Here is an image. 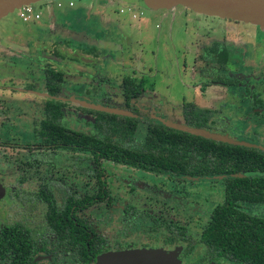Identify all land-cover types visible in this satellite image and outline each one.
Instances as JSON below:
<instances>
[{"label":"rangeland","instance_id":"374dc122","mask_svg":"<svg viewBox=\"0 0 264 264\" xmlns=\"http://www.w3.org/2000/svg\"><path fill=\"white\" fill-rule=\"evenodd\" d=\"M60 1H72L75 5L58 9L50 4L51 0H41L32 4V8L40 14L37 21L22 23L18 10L0 19V190L5 194L0 203V224L15 223L26 217L25 209H20L13 192L25 198L24 193L35 192L45 181L55 182L79 194H93L96 190L93 179L87 178L84 171L89 167V157H73L66 152H59L65 156L61 163L52 167L32 165L30 154L20 147L32 143L34 121L42 115L40 95L24 90L31 85L43 90L45 66L69 68L89 76L78 79L73 73L67 77L69 80L65 84L72 91L83 92L95 88L96 82L101 79L112 88H117L124 76H133L136 80L143 78L145 83L150 82L152 86L161 88L179 79V71L190 66L192 82L198 84L204 81L207 84L214 75L209 67L199 62L200 47L217 41L246 57L242 65L228 68L232 73L251 75L259 83H264V37L255 35L256 31H264L257 26L193 14L181 6L167 11H150L144 9L142 0ZM122 7L140 8V17L132 18L131 13L120 14L118 11ZM77 16L82 17L81 24H93L100 36L93 38L82 29L75 30L77 26L82 27ZM91 48H94L93 51ZM145 52L150 58L142 54ZM61 55L76 57L77 62L61 60ZM81 58L90 61L89 64L79 62ZM181 79L185 84L191 77L187 75ZM102 91L105 90L102 88ZM226 92L231 100L238 103L235 90ZM71 97L90 105L94 102L90 97ZM119 101L120 96L114 94L112 104L116 105ZM214 105L218 112H224L216 115V120H221L222 124H228V119L230 123L239 120L242 128L254 132L259 144L264 147V96L261 108L256 110H253L252 105L242 103L237 109ZM157 107H160L159 103ZM180 107L178 102L175 115L166 117L180 118L176 115ZM259 109L263 111L262 114H259ZM150 110L151 107H147L144 111ZM153 112H149L147 120L155 121V117H159ZM231 112H235V116ZM65 120L62 124L66 127H80L72 116ZM145 123L147 121H141V124ZM143 127L140 126V131ZM251 132L247 139L252 141L254 135ZM135 140H140V136L137 135ZM104 170L110 202L96 205L87 213L95 219L101 234L115 242L126 235L131 239L134 234L143 231L144 239L150 244L154 240L168 252L175 253L179 264H208L197 239L209 219V212L222 201V189L218 181L175 184L164 177H146L114 165L104 166ZM134 180L135 186L127 195L122 185ZM130 206L137 208L135 210L139 212L140 218L133 217L134 214L130 215V212L125 215L122 208ZM246 210L249 214L264 217V207L248 206ZM15 214H18L17 218ZM149 216L169 224L170 232L161 227L156 236L150 230ZM175 228L183 229V236ZM168 240L173 241L172 246L166 245ZM186 247L187 253L179 257L180 251Z\"/></svg>","mask_w":264,"mask_h":264},{"label":"trees","instance_id":"16d2710c","mask_svg":"<svg viewBox=\"0 0 264 264\" xmlns=\"http://www.w3.org/2000/svg\"><path fill=\"white\" fill-rule=\"evenodd\" d=\"M77 17L81 24L82 17ZM81 25L75 30L82 29L93 38L100 36L93 24ZM91 49L93 51L94 48ZM204 53L203 59L208 63L214 62L220 69L236 58L229 49L218 44L204 48ZM59 58L77 62V58L71 55ZM73 73L78 79L89 77L69 68L45 66L43 90L35 85L24 90L42 94L43 118L33 129L35 147L39 151L31 161L51 163L54 150L68 149L88 151L95 167L100 160H110L154 174L200 180L222 178L223 201L210 211L207 225L197 243L205 249L210 260L220 258L233 264H264V218L255 217L244 209V206L264 205V151L256 146L244 147L207 140L166 128L159 122L147 124L144 138L138 145L134 141V131L141 115L131 106V99L142 92L140 82L130 76L122 78V101L118 106L109 104L107 95L102 94L93 107H80L66 100L72 92L65 83ZM105 82L101 79L98 83L105 85ZM69 114L75 115L90 128L82 133L62 126L60 121ZM181 116L183 124L188 127L226 134L215 130L211 110L184 103ZM47 150L51 152L46 153ZM103 190V183L98 182V195L94 200L88 197L79 200L70 198L66 200L64 209L89 205L104 196Z\"/></svg>","mask_w":264,"mask_h":264},{"label":"flooded vegetation","instance_id":"af4514ba","mask_svg":"<svg viewBox=\"0 0 264 264\" xmlns=\"http://www.w3.org/2000/svg\"><path fill=\"white\" fill-rule=\"evenodd\" d=\"M142 6L144 7V5ZM139 10L140 8L138 9V11ZM188 11L193 13L190 10ZM201 16H205V15H201ZM208 17L211 18V16ZM221 21H227V20L221 19ZM233 22H237V21H233ZM237 23H242V22H237ZM244 25L250 26V24H244ZM251 26L253 27V25ZM258 32L260 31L255 32V35L257 37H264V33L261 32L258 33ZM214 44H218L220 46H224L227 49H229L236 56L234 62H229L228 64L224 65L223 69H220V67H218L214 62L208 63L205 59H203V57L205 56L204 48L211 47ZM143 55L147 58H150L148 55H146V52L143 53ZM198 60L205 67H209V70H211L212 74L214 75L212 81L208 82L207 84H205L204 81L198 84L192 82L193 75L191 73V68H190L191 66H190L188 67V69H186L185 71L186 74L184 73V71H182L183 74L179 72L178 74L179 79L175 80L174 78L176 77H173L174 80L172 82V84L179 83V85L184 86L183 89H186L187 96L185 97L183 95L178 96V94L174 93L172 98L174 97V99H176L180 103L181 107L184 103H187L194 105L198 109L211 110L213 112L212 119L216 123L215 130L218 129L220 131H224L226 133L225 135L228 136L229 138H232L233 140L236 141L247 142L249 144H252L253 146L260 148V150L264 151V147L261 146V144H259V141L257 140L258 136L254 132H251L248 128H242L241 122L239 120L231 119L233 125L228 121L229 119L227 120L228 124L227 123L222 124V122H220L221 120L218 121L214 118L216 115L222 113V112H218L217 108L209 109V108H203L197 106L199 104L200 106L202 105L212 106L216 104L217 106H229V107L232 106L231 108L237 109L240 107L242 103V104L252 105L254 107L253 110H256L258 107L261 108V99L264 96V83H259L251 75L232 73L228 69L230 66L242 65L246 60V57L238 50L231 49L223 43L214 41L210 45H202L200 47V55L198 56ZM148 61L152 63L151 59H149ZM89 62L90 61L86 63L89 64ZM199 73L201 74V72ZM187 75H189L191 79H189L188 82L184 84L181 77L185 79ZM130 77L135 79L133 76ZM135 81L140 82L142 89V92L139 95L131 99V106L135 108L138 111V113L141 115V117L138 119L134 131V141L139 145V143L144 138L147 124L158 122L157 119L159 118L163 120L177 121L180 123L183 122L181 119L182 117L181 107H180V115H179L180 118L175 117V119H168L166 117V116H171V117L174 116V114H172L173 112H170L169 114H164V112L158 110L159 107H157V103L159 104L164 103V101L162 98L160 100H157V102L153 99L154 97L151 95V92L156 88L152 86L153 83L152 84L150 82L145 83V80L143 78H139L138 80L135 79ZM98 82L99 81L96 82L97 86L95 88H89L83 92L69 90L66 86V88L70 92H72V94H70L66 100L72 104L74 103L79 104L80 107H85V106L93 107V105H95V103L100 100L99 98H102L101 95L106 94L108 98V103L113 106L114 104H112V96L114 94L116 95L118 94L120 96V101L118 102V104L114 105V106H118L119 103H121L122 101L121 91H120L121 82L117 88H112L107 82H105L106 83L105 85L104 83H100L99 85ZM102 88L105 91H102ZM161 88L166 89L168 88V85L164 84V86H162ZM109 89L113 91H109ZM231 89L235 90L236 92L235 98L237 99L238 103L234 102V100H231L230 95L226 92L228 90L230 91ZM94 95H97L98 97H94ZM71 96L78 98L83 97L86 99L90 97L91 99L94 100V102L91 105L87 103H82L81 100L79 101L73 99ZM222 96L224 97V99H222ZM152 105H154V107H152ZM147 107H151L150 111L153 110L154 111L153 113L159 115V117H155L156 118L155 121H149L150 119L147 120V117H150L149 115L150 111H144L147 110ZM258 111L259 114H262L263 112L260 109ZM231 114L235 116V112L233 113L231 112ZM254 114L257 116L256 113ZM70 116H72L75 119L76 121L75 124H78L80 127L78 128L66 127L62 124V121H66L65 119ZM42 118H43V114L41 115L40 119L34 121L32 127V143L24 144L20 146L26 149L30 154L29 157L30 164L46 165L48 167H52L57 163H61V161L65 159V156H63V154H60L59 152H66L68 153V155L73 157H80L82 155H85L89 157V167L86 168L84 171L87 178H89L90 180L93 179L96 190L93 194H79L77 191L70 190L69 188H66L65 186L62 185H57V183L55 182L45 181L39 185V188L35 192L24 193L25 198H20L18 197L19 193L13 192L14 188H12L13 193L12 192L11 193L19 201L18 206L20 207V209L23 210L25 209L24 214L26 217L20 218V220L15 221V223L11 221L9 222V224H4V223L0 224V264H98L100 259L107 254L121 253L125 251H134V250L151 251L157 249H161L165 252H168V249L162 248L160 244H158V242H155L153 240V242L150 244L149 241H146L144 239L143 231L137 232L136 234H134V236L131 239H129V235H126L123 239L117 240L115 242H111L108 237L104 236L103 234H101V232L98 231L95 223V219L87 215V213L88 210H90L92 207L96 205L108 204L110 202V197L105 182L106 173L104 170V166L114 165L122 169L131 170L139 175L146 177H164L169 182L175 184H181L183 182L195 183L198 181L210 182L216 180L221 184L222 201H223L224 181L222 178L213 179V180H200V179H191L187 177H183V178L174 177L167 174H154L140 169H136L134 167L125 164L113 162L110 160H100L98 167H95L93 166L92 156L88 151L56 149L54 150L55 156L52 159L51 163L41 162L40 164H37L31 161L32 156L39 151L35 147L36 141L33 137L34 136L33 129L35 124L38 121L42 120ZM142 120L147 121V123L141 124ZM60 124L68 128L69 130L82 132V133L86 132V130L90 128L89 125H86L81 120H78L77 117L73 114L65 115L64 119L60 121ZM141 125H144L142 131H140ZM250 132L253 133L254 135L252 141L247 139L249 138L248 136H250L249 134ZM137 135L140 136V140L138 141L135 140ZM45 152L50 153L51 151L47 150ZM98 182L103 183V189H104L103 191L105 193L102 198L83 207H80V205H76V206H71L69 210L64 209L67 199L72 198L74 200H79L81 197H88L91 199L95 198L98 195ZM135 183L136 180H134V182H130V183L127 182L125 185H122V187L127 191V195H129V191L132 188H134L133 185L135 186ZM4 197H5L4 192L0 190V203L2 202ZM221 203L214 205V207L220 205ZM250 207H264V205L254 204V205H250ZM122 209L124 210L125 215H127L130 212V215L134 214L133 217L135 216V218H140L139 216L140 214L137 210H135L137 208H134V206H130L125 209L124 208ZM244 209H246L245 206ZM66 214H67V218H65ZM17 215L18 214H15L14 216L17 218ZM251 215L255 217H261V216H256L254 214ZM208 218H209V214H208ZM65 222H67V224H65ZM149 222L151 227L150 230L151 232L156 233V236H158L159 234L158 229L161 227L164 228L168 233L170 232L171 227L169 226V224L166 223L163 224L160 218H156L155 216H149ZM206 225L207 223L205 224V227ZM175 229H177L179 234L183 236L184 234L183 229L180 228H175ZM172 243L173 241L168 240L166 245L172 246ZM198 246L204 250L206 255L205 262H207L208 264H217V263L233 264L229 261L220 258H218L217 260H210L208 258L205 249L199 244ZM187 251H188L187 247L181 250L179 257H183L187 253Z\"/></svg>","mask_w":264,"mask_h":264},{"label":"water","instance_id":"95a60500","mask_svg":"<svg viewBox=\"0 0 264 264\" xmlns=\"http://www.w3.org/2000/svg\"><path fill=\"white\" fill-rule=\"evenodd\" d=\"M41 0H0V19L22 6L32 5ZM150 11L171 10L176 6L189 9L193 13L220 19L232 20L259 27L264 31V0H142ZM87 62V60L80 59ZM116 112V111H115ZM118 113V112H116ZM164 127L184 132L207 140L229 145L253 147L244 141H236L200 128H192L171 120L157 119ZM98 264H179L175 253L163 250H134L104 255Z\"/></svg>","mask_w":264,"mask_h":264},{"label":"crops","instance_id":"0c3cea01","mask_svg":"<svg viewBox=\"0 0 264 264\" xmlns=\"http://www.w3.org/2000/svg\"><path fill=\"white\" fill-rule=\"evenodd\" d=\"M158 44H161V42H159ZM156 57H158L157 54H156ZM183 71L185 73L186 69H184ZM179 72H181L183 74L182 71H179ZM183 88H184V86L179 85V83L170 84L168 86V88H166V89L155 88L151 92V95L154 97L153 99L157 102V99L160 97L164 101V103H160L159 111L164 112V114H169L170 112H173L172 114L175 115V111H176L175 105H177L178 101L176 99H174V97L172 98V96L174 95V93L178 94V96L179 95H183L184 97L187 96V91H186V89H183ZM197 106L203 107V108L215 109V105L200 106V104H199ZM176 115H180V112L176 113Z\"/></svg>","mask_w":264,"mask_h":264},{"label":"built area","instance_id":"2783aa9c","mask_svg":"<svg viewBox=\"0 0 264 264\" xmlns=\"http://www.w3.org/2000/svg\"><path fill=\"white\" fill-rule=\"evenodd\" d=\"M54 7H57L58 9L63 7H67V8H71L73 6V2L72 1H66L65 3H63L60 0H51V3ZM19 11V20L22 23H31L34 21H37L39 19V12L35 11L32 8V5H27V6H22L20 9H18ZM120 14L121 13H131L132 14V18L135 17H140L138 10H136V8H131V7H122L119 9L118 11Z\"/></svg>","mask_w":264,"mask_h":264}]
</instances>
